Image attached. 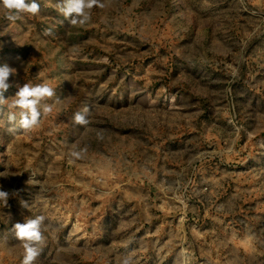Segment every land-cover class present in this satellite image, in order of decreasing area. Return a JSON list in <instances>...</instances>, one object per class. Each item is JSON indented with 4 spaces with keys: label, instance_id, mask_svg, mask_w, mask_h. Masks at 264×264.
Masks as SVG:
<instances>
[{
    "label": "rangeland",
    "instance_id": "rangeland-1",
    "mask_svg": "<svg viewBox=\"0 0 264 264\" xmlns=\"http://www.w3.org/2000/svg\"><path fill=\"white\" fill-rule=\"evenodd\" d=\"M37 2L0 17L5 97L59 103L30 131L0 110V264L36 215L34 264H264V0H103L76 27Z\"/></svg>",
    "mask_w": 264,
    "mask_h": 264
},
{
    "label": "clouds",
    "instance_id": "clouds-1",
    "mask_svg": "<svg viewBox=\"0 0 264 264\" xmlns=\"http://www.w3.org/2000/svg\"><path fill=\"white\" fill-rule=\"evenodd\" d=\"M56 9L62 14L73 27L83 26L91 19L92 10L95 7L104 8L103 0H58ZM40 12V4L37 0H0V17L9 22L21 19L24 14L37 15ZM50 34V30L46 31ZM38 50V49H37ZM17 75V69L8 64H0V110L4 107L8 109V120L11 123H18L19 127L25 131L39 127L42 117L53 112L59 98L53 103L46 101L56 96L55 88L47 81L38 84L25 83L23 86L15 85L17 91L11 97L6 98L5 93L14 85L10 82V77ZM89 109L85 107L83 111L74 113L72 119L77 125L88 123L87 114ZM18 117V120H17ZM80 151L72 150L70 157L79 158ZM8 172L0 173V176H7ZM32 180L29 181L31 183ZM9 193L0 190V201L7 204ZM23 208H28L26 201H21ZM46 217L36 215L27 218L23 223L16 222L13 225L16 238L21 241L23 247L22 264H34V261L41 254L39 245L43 242L42 228L45 226ZM122 264H132L130 257H125Z\"/></svg>",
    "mask_w": 264,
    "mask_h": 264
}]
</instances>
